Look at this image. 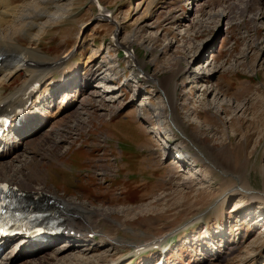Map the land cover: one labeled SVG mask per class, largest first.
Masks as SVG:
<instances>
[{"label": "rangeland", "instance_id": "obj_1", "mask_svg": "<svg viewBox=\"0 0 264 264\" xmlns=\"http://www.w3.org/2000/svg\"><path fill=\"white\" fill-rule=\"evenodd\" d=\"M100 3L110 10L109 20L92 0L65 1L71 9L65 21L39 41L54 59L76 49L67 62L78 76L68 88L79 98L53 116L68 88L53 93L50 81L43 84L36 93L37 106L48 103L42 119L28 133L20 130L15 160L3 164L0 180L13 183L8 167L15 161L24 174L17 187L44 189L109 217L88 234L95 242L60 252L68 242L60 234L24 252L29 247L13 241L0 248V263L264 264V199L233 191L244 176L250 194H264V0ZM18 40L30 44L29 36ZM129 41L133 47L125 46ZM170 77L186 135L229 174L207 168L202 157L191 159V147L182 155L170 150L166 141L173 145L182 136L174 130L169 138L173 128L154 119L159 114L150 105L162 98L156 80ZM9 80L0 98L21 90L25 72ZM106 236L125 242L103 244ZM155 245L160 248L150 249ZM136 246L144 251L135 253Z\"/></svg>", "mask_w": 264, "mask_h": 264}, {"label": "bare ground", "instance_id": "obj_2", "mask_svg": "<svg viewBox=\"0 0 264 264\" xmlns=\"http://www.w3.org/2000/svg\"><path fill=\"white\" fill-rule=\"evenodd\" d=\"M65 1H70V0H21V3H19V5L14 6L15 0H0V64H1L0 65V87L1 86L4 87L5 86L4 83L10 81L9 79L12 76H14L16 73L24 71L26 75V80L24 82L25 85L21 88V90L16 91L15 93L11 94L10 96H7L6 98H0V113H4V114L14 113L17 107L25 104L29 100H32L31 99L32 95L28 94L29 87L32 85V83L34 82L43 83L48 80L51 83L55 82L56 84H58L59 82H56V81H61L64 75L65 77H67L68 75H71V76L74 75V72L77 69L76 67L66 68L67 63H65L66 62L65 60L67 59L66 57L68 55L66 57H62L61 59L60 58L54 59L52 57L50 58L49 56L43 54L42 50L38 48L39 41L46 34L47 28L49 27L52 28L53 26L62 24L65 21L64 19L66 15L70 13L71 9H67V7L65 8V5H66L64 4ZM74 1L75 0H72V2ZM92 3L95 4L93 0H92ZM64 10H65V13H64ZM35 30H36V33H32ZM31 33L35 35H31ZM20 36L30 37V44L28 47H25V44H21L19 42L18 38ZM128 45L130 47H133L132 41H129L125 46L127 47ZM99 57L100 55L95 54L93 59L97 60ZM131 58H132V61L134 62V65L138 66L137 61L134 58V55H132ZM91 62L89 61L88 64ZM140 72L145 73L146 69L141 67ZM56 73H58V78L54 77ZM146 73L142 75L145 76V79H149L150 77ZM138 77L140 78V76L137 75V78ZM172 81H173V77L163 78L161 79V81L156 80L155 87L159 89V92L162 98H161V101L158 102L157 106L150 104L152 106L153 112L157 114V116L159 114L158 117L154 115L155 116L154 119H157V120L164 119L168 121L169 126L173 128L172 130H170L171 135L169 138H172L173 136H175L173 132L174 130L178 131L180 137L182 136V138L179 139V142L173 145L169 144L170 139H168L167 141L165 140L170 150H174L175 153L182 155V153L185 152L184 150L189 149L191 147L190 148L191 151L194 150L193 153L190 154L191 159L196 158V157H202L203 158L202 161L206 162L207 168H212L217 171L222 170L223 174H226V173L229 174L226 167H225L226 169L225 170L223 166L221 165V163H218V162L213 163L210 160H208L206 156L204 155V153L200 151V149L197 148V145L196 147L193 146L194 142L191 141L190 138H188V136L186 135L185 129L183 128L184 123L179 118L178 110H176L177 86L175 87L174 85V87H172V91L169 90L170 84H172ZM51 83L49 86H51L50 89L53 90V93L55 89H57V91L59 90L58 88L67 89L69 85V84L67 85V83L66 85L63 83L65 86L55 87V86H52ZM69 88L67 90L68 92L67 91L63 92L61 96L62 100L60 102L59 110L55 112L53 116H56V114L66 109L68 105L73 104L79 98V92L76 90L69 91ZM100 94L102 93L100 92ZM39 99L40 98L37 96V100H35V102L31 104V107H30L31 111L28 110L27 112L28 116L25 118L26 122H21L20 124L21 127H18V128L15 127V125H11L12 128L10 129L8 134L7 135L4 134L5 136L4 135L2 136L4 139L2 138V140H0V170H5L4 168L5 167L4 165L6 164L5 162H8V160L17 153V148H16V143H18L16 142L17 136L23 135V131H20V130L24 128V132H26L28 128L30 129L32 126L36 125L38 121L39 122L41 121L42 119L41 117L43 114L41 112L47 106L48 103L44 104L41 108L40 107L41 105L37 106L38 104L41 103ZM168 109L170 110V114H169ZM81 114L82 113H79L77 115V120H75L76 122L78 121L77 123L84 122L83 119H81L82 118ZM15 120L16 118L13 119V122ZM31 121H32V124L30 126L29 123ZM27 124H29V126H27ZM158 136L164 137L163 133L161 134V132L158 133ZM192 147H194L195 149ZM180 157L181 156L178 155V158ZM178 158L176 157V159ZM14 164H15V161L11 162L8 167V169L11 172L14 171L15 177L12 179L13 184H15V182L19 183V179H22V181H20V183L22 184L24 174L22 172V169L15 170ZM0 172L5 173L4 171L3 172L0 171ZM238 183H239L238 187H236L235 189L233 188L234 189L233 191L242 190V192L249 194V196L255 199H259V200L264 199V194H261L259 192H256V194L249 193L250 186L247 183L246 177L238 176ZM23 188H28V187L26 186ZM33 190L34 189H31V188H29V190H25L26 196L32 200L34 199L35 196H39L40 199L45 201L44 204L46 208H49L50 212L51 211L52 213L54 212L53 217L60 221V226L63 228V230L61 231V236L68 240V242L66 241V245L61 249L59 248L58 251L62 252L64 250L66 251L72 250V248H76L78 243L85 245L91 242H95V239L89 238L88 234L97 233L96 230L98 229V225H97L98 219L102 217H106V218L109 217L108 216L109 213L106 210L104 211L100 209L89 208L85 205H82L79 202L72 201V200L71 201L66 200L64 202H61L60 200L62 199L60 197L54 194H52V196L50 197L48 196L49 193L45 191L44 189L37 190V191H41L39 193H33V192H37L36 190L35 191ZM43 192H47L48 195L44 194ZM232 195L237 196L239 195V193L237 192L234 194L232 193ZM70 231L74 232L73 237L70 236L71 235ZM78 238L81 240L77 241ZM13 241L20 242L21 244L20 247L24 246V249L26 247H29V249L24 250V252L31 251L30 247H33V245L34 247H36V243H34L30 237L22 236L20 239L15 238V240H8L5 242H0V248L3 247L4 245H7L9 242H13ZM109 241L113 243L115 242L117 244L118 242H123V243L125 242L122 240L120 241L119 239H116V238L114 239V238L109 237L108 240L103 241V244L108 243ZM159 243L161 242H158L157 244ZM17 244L18 243H16V245ZM138 248H141V246H136V250ZM89 250L90 249H87V251ZM34 252H29V253L34 255L33 254ZM77 258L78 257H76L75 260L80 261V262H85L84 260L79 259V258L77 259ZM103 261H101V264H103ZM29 262L27 260V263ZM44 263L46 264L48 263L46 259Z\"/></svg>", "mask_w": 264, "mask_h": 264}, {"label": "snow or ice", "instance_id": "obj_3", "mask_svg": "<svg viewBox=\"0 0 264 264\" xmlns=\"http://www.w3.org/2000/svg\"><path fill=\"white\" fill-rule=\"evenodd\" d=\"M0 187H3V188H5V189L7 188V186H6V185H0Z\"/></svg>", "mask_w": 264, "mask_h": 264}]
</instances>
